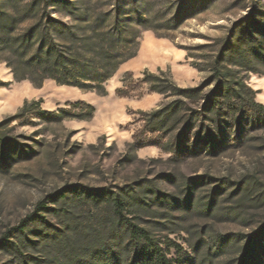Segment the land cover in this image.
Masks as SVG:
<instances>
[{
  "label": "rangeland",
  "instance_id": "rangeland-1",
  "mask_svg": "<svg viewBox=\"0 0 264 264\" xmlns=\"http://www.w3.org/2000/svg\"><path fill=\"white\" fill-rule=\"evenodd\" d=\"M72 7L111 14V21L120 11L135 56L104 83L103 95L52 80L39 87L18 81L0 61V141L7 146L0 243L8 246L0 247V264H155L151 244L170 264H242L253 236L251 264H264V116L252 109L264 106V0H57L49 12L85 26L66 15ZM217 74L234 90L230 99L225 89L218 93V117L206 103ZM167 82L203 90L192 99L154 92ZM177 100L184 104L178 114L155 132L148 115ZM37 102L55 116L70 114L57 120L30 108L9 121ZM78 102L94 108L91 118L69 106ZM85 192L119 195L127 203L123 219ZM57 193L67 198L53 202ZM32 215L41 218L23 236L13 233ZM131 226L148 240L134 237Z\"/></svg>",
  "mask_w": 264,
  "mask_h": 264
},
{
  "label": "trees",
  "instance_id": "trees-1",
  "mask_svg": "<svg viewBox=\"0 0 264 264\" xmlns=\"http://www.w3.org/2000/svg\"><path fill=\"white\" fill-rule=\"evenodd\" d=\"M55 3L57 0H6V4H22V8H13L12 10H6L4 5H0V61L6 64L18 81L28 80L34 86L39 87L45 80H52L58 85L76 87L82 90H95L103 95L104 83L113 76L122 63L135 56V51L130 52L131 44L136 42L131 41L128 34L129 28L123 24L120 11L111 21V14H93L81 11L76 7L70 8L71 10H68L66 15L74 23H86L85 26L62 22L52 17L49 12L50 6ZM67 4L71 6L69 3ZM26 23L29 24L22 29V25ZM233 47H237V45ZM147 77L148 79H158L152 75ZM219 78V74L211 78V81L218 80V82L206 101V103L209 102L208 105L213 115L217 117L221 111L220 101L217 100L218 93L225 89L222 96L230 99L229 95L234 91L229 87V84L224 83ZM168 84L169 88L162 85L154 86L153 90L157 93H169L170 96L186 99L199 96L203 90L199 87L180 89L172 82ZM124 91L119 89L117 94L120 97L126 96L123 94L126 93ZM181 105H184L183 102L177 100L166 109L149 114L150 123L155 127L152 129L155 132L162 131L178 114ZM69 106L79 112L78 117L81 119H89L93 116L94 108L88 104L78 102ZM30 108L37 109L40 117L57 120L70 114V110H59V116H55V114L40 110L39 102L26 103L21 112L9 118V121L19 120ZM252 109H256L261 116H264V106L252 104ZM191 121L192 126H194L197 119L190 116L189 125ZM206 138L213 150L215 144L210 141L208 136ZM134 142L138 143L137 136L134 137ZM6 149L7 146L0 141V157L4 156ZM85 194L86 198H91L94 201L99 199L101 202L109 203L113 207L115 218L123 219L127 203L119 195L104 194L103 192H85ZM51 198L53 202H57L58 200H65L67 197L65 194L57 193ZM36 217L37 215L27 217L17 227L13 228V233H19L23 236L29 223L34 221ZM37 218L40 219L41 217ZM129 230L134 237L148 240V233L137 226H131ZM227 238L224 237L221 244H224ZM255 241L254 236L250 237L244 245L242 264L252 263L251 253ZM4 242H8V240L4 239ZM5 245V243H0L2 249L8 247ZM150 247H153L151 248L152 253L157 254L155 264H170L155 245L151 244Z\"/></svg>",
  "mask_w": 264,
  "mask_h": 264
}]
</instances>
